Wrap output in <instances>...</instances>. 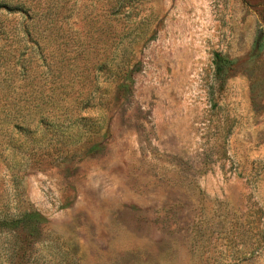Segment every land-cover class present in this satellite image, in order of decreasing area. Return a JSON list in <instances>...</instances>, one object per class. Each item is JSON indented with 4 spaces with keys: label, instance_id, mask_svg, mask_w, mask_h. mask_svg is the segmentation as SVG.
<instances>
[{
    "label": "rangeland",
    "instance_id": "obj_1",
    "mask_svg": "<svg viewBox=\"0 0 264 264\" xmlns=\"http://www.w3.org/2000/svg\"><path fill=\"white\" fill-rule=\"evenodd\" d=\"M23 212L0 264H264V0H0Z\"/></svg>",
    "mask_w": 264,
    "mask_h": 264
},
{
    "label": "trees",
    "instance_id": "obj_2",
    "mask_svg": "<svg viewBox=\"0 0 264 264\" xmlns=\"http://www.w3.org/2000/svg\"><path fill=\"white\" fill-rule=\"evenodd\" d=\"M214 63L216 75L220 77L223 76L227 69L226 60L220 54H216ZM122 88L126 90L125 86ZM41 220L38 214L32 212H23L17 216H7L0 219V233L3 231L11 232L15 235L14 238L18 240L20 238L19 234H21V232H19L20 230H34L35 227L41 223ZM28 234L32 237L31 231L28 232Z\"/></svg>",
    "mask_w": 264,
    "mask_h": 264
}]
</instances>
